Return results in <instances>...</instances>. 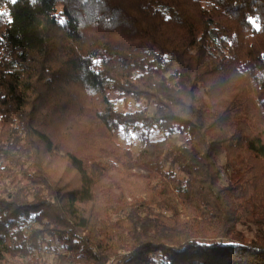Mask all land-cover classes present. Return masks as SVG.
<instances>
[{"label": "trees", "instance_id": "obj_1", "mask_svg": "<svg viewBox=\"0 0 264 264\" xmlns=\"http://www.w3.org/2000/svg\"><path fill=\"white\" fill-rule=\"evenodd\" d=\"M4 11L0 264H264V0Z\"/></svg>", "mask_w": 264, "mask_h": 264}, {"label": "rangeland", "instance_id": "obj_2", "mask_svg": "<svg viewBox=\"0 0 264 264\" xmlns=\"http://www.w3.org/2000/svg\"><path fill=\"white\" fill-rule=\"evenodd\" d=\"M118 107L119 108L125 107L123 100H121L118 103ZM139 107H141L140 103L133 102L129 108L130 109H136ZM121 138L123 139V141L125 143L131 144L132 147H134L135 149H137L141 144L140 137H139V134L137 131L124 132ZM250 226H252V227H250ZM241 228L247 229V231H254V225H253V223H251L249 221H248V224H246V223L242 224ZM53 253H54L53 250L49 249V253L45 254V256H44L45 262L42 264H56L58 258Z\"/></svg>", "mask_w": 264, "mask_h": 264}, {"label": "snow or ice", "instance_id": "obj_3", "mask_svg": "<svg viewBox=\"0 0 264 264\" xmlns=\"http://www.w3.org/2000/svg\"><path fill=\"white\" fill-rule=\"evenodd\" d=\"M8 2L15 4L17 2V0H8ZM7 16H9V13L8 12H6V11L0 12V18L7 17ZM251 22L253 23L254 26H256L257 28H259V25H258L257 21L252 20Z\"/></svg>", "mask_w": 264, "mask_h": 264}]
</instances>
